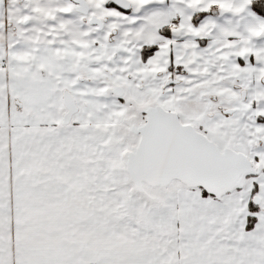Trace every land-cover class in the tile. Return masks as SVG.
Segmentation results:
<instances>
[{"label": "snow or ice", "instance_id": "1", "mask_svg": "<svg viewBox=\"0 0 264 264\" xmlns=\"http://www.w3.org/2000/svg\"><path fill=\"white\" fill-rule=\"evenodd\" d=\"M0 264H264V0H0Z\"/></svg>", "mask_w": 264, "mask_h": 264}]
</instances>
